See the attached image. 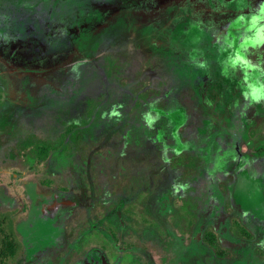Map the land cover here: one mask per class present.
Segmentation results:
<instances>
[{
    "label": "rangeland",
    "instance_id": "obj_1",
    "mask_svg": "<svg viewBox=\"0 0 264 264\" xmlns=\"http://www.w3.org/2000/svg\"><path fill=\"white\" fill-rule=\"evenodd\" d=\"M204 7L80 16L69 34L92 61L84 81L52 55L46 83L25 67L12 93L0 69V214L22 245L15 264H143L148 251L165 264H264V88L204 56L223 45ZM40 142L66 154L41 173L29 155ZM218 215L251 234L223 242L224 259L201 242Z\"/></svg>",
    "mask_w": 264,
    "mask_h": 264
},
{
    "label": "trees",
    "instance_id": "obj_2",
    "mask_svg": "<svg viewBox=\"0 0 264 264\" xmlns=\"http://www.w3.org/2000/svg\"><path fill=\"white\" fill-rule=\"evenodd\" d=\"M159 1L0 0V69L5 87L13 93L24 78V70L27 68L30 70L28 75L31 78V82L36 80L38 84L43 85L46 83L42 66L46 64L44 60H50L52 55L58 59L56 64L61 67L58 71L60 75L65 77L66 71L68 73H76L74 70L76 68L82 76V81H84L87 76L86 71L92 61L89 60L91 58L87 57L84 51L77 48L69 34V30L75 25L77 18L80 16L101 15L105 19H114L132 14H147L164 6L160 5ZM41 24L48 26L40 27ZM201 42H205V39H202ZM203 44L200 43L199 46ZM212 49H209L204 56L209 54L212 58H217L216 63L220 67H224L227 63L228 66L230 65L227 61V63H222V59L224 60V57L229 55V48H224L226 50L225 53L223 50L221 53H217L216 50L213 51ZM204 60L208 65L212 63L210 59ZM64 62L70 65V70L63 68ZM33 67L40 70L42 76L41 73L33 71ZM32 74H37L40 77L35 76L33 78ZM244 76L254 91L260 90V87L261 89L264 88V78H262L263 80L253 79L249 74H244ZM176 120L178 121L174 124L173 130L177 129L183 122L182 116ZM29 155L32 161L30 168H34L36 172L40 173L45 171L48 162H56L58 158L63 160L66 156L62 152L58 153L54 146L42 142L35 144ZM237 156L239 155L237 154ZM243 165V161L239 160L235 167H237L236 169H241ZM60 167L64 169L63 166ZM242 171V173L246 174L244 170ZM14 173L3 174L7 179L5 182L6 186H10L11 181L15 179ZM59 189H62V187L60 186ZM10 217H12L11 211L0 214V264H15L16 260L18 262L22 261L20 253L22 245L18 236L16 233H12L11 230L4 229L9 223H14L13 219L10 220ZM231 225L236 228L238 235L230 234L229 227ZM112 236L116 245L120 244L126 250L132 247L131 244H124L119 234L112 232ZM250 239L251 234L245 227L239 224L237 220H231L225 215H218L215 219V225L207 227L201 236V242L212 250L216 258L220 259L230 257L228 251L224 248L223 242L241 245L250 241ZM149 243L153 242L149 241ZM93 252H95L98 261H101L102 255L100 253L102 251L94 248ZM259 252L264 255V251L259 250ZM152 254L151 251L146 252L142 259L143 264H165L164 256L158 255L157 258H154ZM18 257L21 259L20 261Z\"/></svg>",
    "mask_w": 264,
    "mask_h": 264
},
{
    "label": "flooded vegetation",
    "instance_id": "obj_3",
    "mask_svg": "<svg viewBox=\"0 0 264 264\" xmlns=\"http://www.w3.org/2000/svg\"><path fill=\"white\" fill-rule=\"evenodd\" d=\"M174 1L177 0H160L159 3L166 6ZM205 2L209 7H204L206 15L204 20L213 22L203 27H215L216 34L218 33L220 41L223 42L220 48L222 50L225 47L229 48L227 62L246 75H251L253 79L263 80L264 0H205Z\"/></svg>",
    "mask_w": 264,
    "mask_h": 264
}]
</instances>
